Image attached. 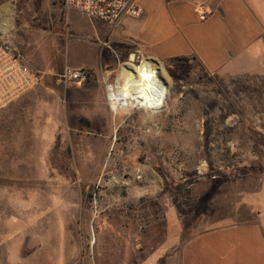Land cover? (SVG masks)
<instances>
[{"label":"rangeland","instance_id":"obj_1","mask_svg":"<svg viewBox=\"0 0 264 264\" xmlns=\"http://www.w3.org/2000/svg\"><path fill=\"white\" fill-rule=\"evenodd\" d=\"M14 2L16 25L6 32L18 46L27 43L23 54L43 78L56 80L73 38L70 31L58 35L68 22L57 28L38 0ZM5 26L0 22L2 31ZM116 53L104 79L106 93L132 57L135 64L153 58L134 46ZM157 63L170 88L156 113L130 108L120 117L107 98L104 106L84 110V102H65L60 85L59 114L71 127L70 137L64 142L56 134L44 146L67 148L68 158H56L57 168L45 174L0 175V264H123L127 253L134 264V237L165 226L157 221L168 206L184 216L189 230L204 225L214 195L252 168L246 163L251 156L261 157L264 143L252 141L257 112L246 109L260 78L208 75L191 60Z\"/></svg>","mask_w":264,"mask_h":264},{"label":"crops","instance_id":"obj_2","mask_svg":"<svg viewBox=\"0 0 264 264\" xmlns=\"http://www.w3.org/2000/svg\"><path fill=\"white\" fill-rule=\"evenodd\" d=\"M29 1L32 4L33 0ZM137 3L142 10L140 16H122L106 23L74 10L58 11L53 0H38L39 10L49 13L57 28L68 22V30L64 33L61 28L58 33L66 36L70 31L73 37L66 44L64 68L90 70V80L94 78L96 85L89 87L90 81L83 84L84 88H77L75 82L58 83L42 76L35 89L0 108V175L45 174L57 168L56 158H68L67 148L50 151L44 146L45 142H54V136L64 142L70 137L71 127L59 114L60 85L67 96L65 102H84V110L104 106V79L114 67L113 57L129 46L162 63L194 61L208 75L228 72L251 80L260 78L258 87L254 81L249 83L255 84L259 95L253 92L246 109L257 112L251 124L255 134L252 141L264 143V0ZM16 19L14 0L0 1L4 32L16 25ZM59 41L53 40L54 45ZM26 45L21 42L22 52ZM261 149V157L251 156L246 161L251 163L250 170L239 173L227 192L214 195L213 210L201 222L204 225L189 230L184 216L172 204L168 206L166 215L157 221L166 222L165 226L134 237V264H264V147ZM130 257L123 254V264H130Z\"/></svg>","mask_w":264,"mask_h":264},{"label":"built area","instance_id":"obj_3","mask_svg":"<svg viewBox=\"0 0 264 264\" xmlns=\"http://www.w3.org/2000/svg\"><path fill=\"white\" fill-rule=\"evenodd\" d=\"M64 11H77L90 19L106 23L116 22L122 16L138 17L142 10L137 0H56ZM92 72L88 69L64 68L56 78L58 83L86 84ZM42 75L26 60L20 46L0 29V108L18 100L35 89ZM111 86V85H108ZM107 87V99L111 106Z\"/></svg>","mask_w":264,"mask_h":264},{"label":"bare ground","instance_id":"obj_4","mask_svg":"<svg viewBox=\"0 0 264 264\" xmlns=\"http://www.w3.org/2000/svg\"><path fill=\"white\" fill-rule=\"evenodd\" d=\"M131 60L122 66L115 85L108 86L113 111L120 117L129 115L130 108L160 111L169 97L167 74L154 59H143L139 64L133 57Z\"/></svg>","mask_w":264,"mask_h":264},{"label":"water","instance_id":"obj_5","mask_svg":"<svg viewBox=\"0 0 264 264\" xmlns=\"http://www.w3.org/2000/svg\"><path fill=\"white\" fill-rule=\"evenodd\" d=\"M152 59H154L155 61H157V62H158V60H156L155 58H152Z\"/></svg>","mask_w":264,"mask_h":264},{"label":"trees","instance_id":"obj_6","mask_svg":"<svg viewBox=\"0 0 264 264\" xmlns=\"http://www.w3.org/2000/svg\"><path fill=\"white\" fill-rule=\"evenodd\" d=\"M180 189V188H179Z\"/></svg>","mask_w":264,"mask_h":264}]
</instances>
